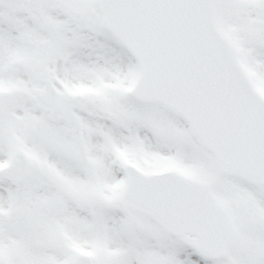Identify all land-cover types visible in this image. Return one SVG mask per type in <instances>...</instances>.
I'll list each match as a JSON object with an SVG mask.
<instances>
[{
    "label": "snow or ice",
    "instance_id": "1",
    "mask_svg": "<svg viewBox=\"0 0 264 264\" xmlns=\"http://www.w3.org/2000/svg\"><path fill=\"white\" fill-rule=\"evenodd\" d=\"M0 264H264V0H0Z\"/></svg>",
    "mask_w": 264,
    "mask_h": 264
}]
</instances>
